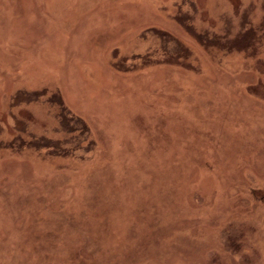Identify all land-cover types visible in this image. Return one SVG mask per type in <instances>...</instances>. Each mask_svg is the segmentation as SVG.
Segmentation results:
<instances>
[{"label": "rangeland", "instance_id": "obj_1", "mask_svg": "<svg viewBox=\"0 0 264 264\" xmlns=\"http://www.w3.org/2000/svg\"><path fill=\"white\" fill-rule=\"evenodd\" d=\"M239 85L264 91V0H0V264H264ZM45 93L81 152L49 149L58 109L22 99Z\"/></svg>", "mask_w": 264, "mask_h": 264}, {"label": "trees", "instance_id": "obj_2", "mask_svg": "<svg viewBox=\"0 0 264 264\" xmlns=\"http://www.w3.org/2000/svg\"><path fill=\"white\" fill-rule=\"evenodd\" d=\"M249 23V22H248ZM247 26V23L246 25ZM250 27V31H249V34L248 35H252L255 31H257V27H252L251 25L249 26ZM257 28V29H256ZM231 32V31H230ZM251 32V33H250ZM228 34V33H227ZM229 36V35H228ZM230 36H231V33H230ZM207 34L201 36V38L203 39V41H207ZM226 37V35H225ZM215 40V38H213ZM167 45L170 44L169 40H165L164 41ZM164 43V44H165ZM175 50L178 51L176 52V54L178 55H175L176 57L177 56H181L183 55L182 54V47L176 43V44H173L171 43ZM177 59H181L180 57ZM189 79V78H188ZM194 81L196 82H200L201 80H199L198 78L194 77L193 78ZM188 83H190L191 85H193V87H196V84L192 81H189ZM239 88H241V91L243 92L244 96H247L249 97L250 99H252V96L254 97V100L255 101H259L261 98L260 97H264V91H262L261 89L260 90H256L258 91L256 93V91L254 90V88L250 85L248 86H245V87H242L239 85ZM196 89V88H195ZM238 89V88H237ZM258 94V95H257ZM260 94V95H259ZM251 96V97H250ZM47 93H45L44 95H24L22 97V99L27 103V104H35V103H38V102H42L41 103H44L46 105H48L49 107H51L50 109H54L57 111L58 109V114L55 113V117L57 118L58 121V126L61 128L60 130L62 131V134L65 135V140L62 142H57V144H55V146H49V149H54L57 153H62V146L63 145H66V144H71L73 145L74 147V150H76V152H81L82 151V146L84 144H91L90 142V137L89 136V133H88V129L86 126H84V123L82 122V120L78 119V118H74L73 116H71L70 112L67 110V108L63 105V102L61 100L60 97H58L57 95H53L49 98H47ZM255 103V102H254ZM258 106L255 104H253V106L251 108H257ZM254 109L252 110L253 112ZM256 110V109H255ZM249 112V113H244V116H254V117H257L255 114H258L259 112ZM250 120H253L252 118H249L248 121ZM225 122V121H223ZM30 137H33L30 136ZM89 137V138H88ZM40 142H43L42 144H46V145H49L48 143H46L45 140L43 139H40L39 140ZM15 146L17 147H26L25 143H26V136H23V135H20L19 137H16L14 138L13 140ZM11 146V145H10ZM75 152V151H73ZM250 199L252 200V203H255V205H259V204H264V193H258V191H253V192H250V195H249Z\"/></svg>", "mask_w": 264, "mask_h": 264}]
</instances>
